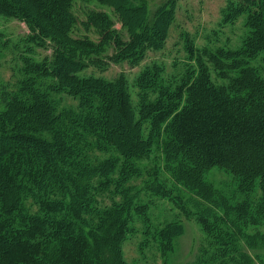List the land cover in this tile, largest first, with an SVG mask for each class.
<instances>
[{
	"label": "trees",
	"instance_id": "16d2710c",
	"mask_svg": "<svg viewBox=\"0 0 264 264\" xmlns=\"http://www.w3.org/2000/svg\"><path fill=\"white\" fill-rule=\"evenodd\" d=\"M73 1L0 0V16L22 20L29 41L49 42L52 49L50 57L22 61L24 78L0 113V264H126L121 243L132 216L147 210L141 190L128 182L156 141L174 185L182 196H194L193 215L214 246L200 250L193 264H230L238 254L236 241L250 247L263 243V235L243 232L257 224L249 203L232 205L203 174L223 168L240 180L243 192L252 191L257 180L258 210L264 212V77L251 65L260 55L264 61V0L229 2L223 22L244 15L249 29L240 48H196L186 37L193 64L181 77L165 81L161 66H146L134 82L136 106L124 74L113 80L79 74L108 62L136 66L147 51L161 48L175 0L157 8L152 21L144 3L96 0L117 22L101 11L79 21L71 12ZM77 24L92 30L97 41L73 37ZM105 57L108 62L102 63ZM61 92L78 99L79 109H59L52 94ZM84 134L96 142H84ZM86 147L117 154L92 160ZM156 176L145 181V190L167 197ZM112 183L120 201L99 207V191ZM28 199L37 205L34 214L27 212ZM182 232L181 223L171 222L156 233L162 256L173 251ZM239 257L252 262L245 254Z\"/></svg>",
	"mask_w": 264,
	"mask_h": 264
},
{
	"label": "rangeland",
	"instance_id": "374dc122",
	"mask_svg": "<svg viewBox=\"0 0 264 264\" xmlns=\"http://www.w3.org/2000/svg\"><path fill=\"white\" fill-rule=\"evenodd\" d=\"M167 1L130 0L133 5L145 4L148 21H152L156 9L166 4ZM230 1L236 0H175L173 20L167 29L166 40L161 48L147 51L143 60L136 66L127 61L109 63L108 58L105 57L101 61L108 63L102 69L88 68L79 75H92L105 80H113L117 75L124 74L128 81L132 105L136 106L138 90L134 86V82L146 66L153 64L161 66L164 69L165 81H169L173 76L181 77L186 67L193 64L185 51L186 37L196 48L207 46L211 49L221 47L234 50L241 47L249 34V29L246 27L244 15L232 23L223 22L224 13ZM91 11L106 12L117 22L113 11L107 6H101L96 0L73 1L71 12L79 21L85 20ZM115 27L122 30L119 23ZM71 32L73 37L86 35L93 41L98 39L92 30L87 32L79 24L74 26ZM123 34L125 35L124 32ZM30 35L31 32L22 20L0 16V113L4 109L5 100L17 92L19 84L24 78L22 61L24 59L40 61L52 54L49 42L36 45L29 41ZM112 53V49H109L107 54L111 55ZM251 65L264 77L262 55L253 59ZM213 79L217 80L215 76ZM45 81V86H48L49 81L46 79ZM52 96L59 109L64 107L79 109L78 99L64 92L52 94ZM117 125L121 129H125L123 122L119 119ZM148 132L149 126L145 123L142 128L143 137L146 138ZM84 137V142H96L90 135ZM162 138L164 139V136ZM84 154L92 160L99 161L115 156L117 153L112 148L101 150L100 148L86 147ZM136 166L140 172L129 180L128 185L141 190L139 197L141 202L147 206V210L145 216L133 215L131 218L130 232L121 243V256L124 262L126 264H193L200 256V250L211 251V248H214L209 236L203 232L193 215L195 208L190 203V198L193 199L194 196L191 197L190 194L182 196L183 191L174 185L169 171L165 168V161L157 141L152 146L150 153L144 159L136 162ZM154 173H157V180L164 184L167 197H161L145 190V181L149 180ZM117 177L118 172H115L112 179L116 180ZM203 178L232 205L245 201L249 203L254 217L257 219V224L248 225L243 232L248 235L260 234L264 236V212L258 210L262 197L257 180L252 191L243 192L240 189V180L223 168H209L204 171ZM99 195V207H107L112 202L120 201L119 196L115 193L113 183L106 189L100 190ZM25 205L29 214L36 212L37 205L30 199L26 201ZM171 222L181 223L183 232L173 240V251L167 256H162L156 233ZM236 248L238 254H232L235 260L230 264H247L239 257V253L247 255L252 261L251 264L264 263V242H260L256 247H250L245 240L241 239L236 241Z\"/></svg>",
	"mask_w": 264,
	"mask_h": 264
}]
</instances>
